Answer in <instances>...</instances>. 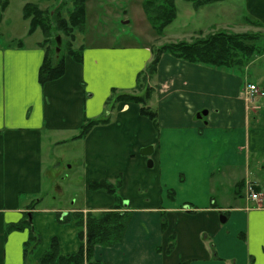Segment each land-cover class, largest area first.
I'll return each instance as SVG.
<instances>
[{
  "label": "crops",
  "instance_id": "1",
  "mask_svg": "<svg viewBox=\"0 0 264 264\" xmlns=\"http://www.w3.org/2000/svg\"><path fill=\"white\" fill-rule=\"evenodd\" d=\"M249 6L264 23V0ZM140 7L144 11L143 2ZM21 42L0 47V264H38L53 239L63 255L77 253L82 241L74 214L113 209V196L89 186L117 177L124 201L119 212L130 219L123 240L97 247L95 261L264 264V206L247 191L253 183L264 193V175L255 170L264 171V129L251 127V116L261 118L263 111L248 106L244 90L233 86L235 76L165 55L150 80L160 130L139 105L120 103L114 122L75 140L86 119H103L114 91L137 89L155 46L82 47V63L66 57L65 75L42 85L45 49ZM219 84L229 87L222 97ZM203 110L207 117L198 119ZM75 141L84 145V205L40 208L51 167L47 148ZM150 146L153 155L143 158L141 149ZM28 217L40 244L26 258L31 231L7 230ZM43 229L50 233L40 234Z\"/></svg>",
  "mask_w": 264,
  "mask_h": 264
},
{
  "label": "rangeland",
  "instance_id": "2",
  "mask_svg": "<svg viewBox=\"0 0 264 264\" xmlns=\"http://www.w3.org/2000/svg\"><path fill=\"white\" fill-rule=\"evenodd\" d=\"M8 1L9 6L1 15L0 47L10 46L13 42L17 43L19 41H23L30 46L41 42L44 39V35L40 29L30 37L27 36L29 21L23 18V8L27 3H33L49 14L57 10L59 1ZM142 2L144 0H87L86 27L83 33L77 34L74 44L75 49L81 47H84V49L93 47L130 49L132 47L144 48L147 45L158 47L181 41L191 42L219 31L231 34L256 33L259 39L255 42V45L263 52L261 55H254L250 62L242 68L213 70L218 73H227L235 76L237 78L235 83H233L235 88L245 92L246 87L254 83L258 86L259 93L264 94V23L250 13L252 11L249 6V0H224L223 2L207 5L199 10H195L185 0H176L177 19L167 27L162 36L156 34L142 7L139 8ZM66 11L67 9L61 11L65 17L67 16ZM56 34L54 33L52 36L54 41L57 38ZM61 37L64 39L62 46L66 50L70 39L64 37V35H61ZM148 86L152 87L150 81ZM228 89V86L219 84V96L225 95L223 92ZM145 91L146 88L143 90L135 89L130 93L140 96L145 95ZM220 92L223 94H220ZM123 93V91L119 90L114 95H111L112 99L106 105V110L101 116L103 119L109 117L112 122L117 119L118 111L116 110L115 100L118 95ZM152 100L153 103L150 102L151 108L158 110L160 104L156 98V93L153 94ZM248 106L250 108L259 106L262 109L259 111H263L261 118L251 116V127L264 129V97L254 98L249 102ZM204 111L206 110L202 112ZM257 120H259L258 123L256 122ZM202 121L204 123L207 122L205 119ZM157 130H160L159 127ZM83 150V143L76 141L59 147L51 146L47 148L48 156L50 155L52 160L50 159L49 174L44 180L43 196H45V200L39 206L40 208L49 207L65 211L84 205L87 188L85 185ZM142 157L147 158L145 156ZM146 167L152 170L149 160H147ZM255 170L263 177L264 171L261 169ZM110 182L114 183L115 180ZM119 196L122 197L120 192ZM77 213L83 214L84 218L87 214L83 212ZM29 219L30 217H28L30 222ZM45 231L46 229H43L39 233L42 235L50 233V231Z\"/></svg>",
  "mask_w": 264,
  "mask_h": 264
},
{
  "label": "trees",
  "instance_id": "3",
  "mask_svg": "<svg viewBox=\"0 0 264 264\" xmlns=\"http://www.w3.org/2000/svg\"><path fill=\"white\" fill-rule=\"evenodd\" d=\"M58 1L57 10L49 14L33 3H27L23 8V18L29 21L28 35H33L39 29L44 35V40L40 43V46L45 49V59L40 70L42 85L56 81L65 75L66 57L72 58L76 63H82L83 61V48L75 49L74 44L77 34L85 31L87 0ZM185 1L190 3L195 10H199L207 5L223 2L224 0ZM8 6V0H0V22L1 15ZM63 9H67L66 17L61 12ZM143 9L147 20L159 36L164 34L167 27L177 19L178 15L176 0H144ZM54 33H57L55 36L64 35V37L70 39L66 50L61 46L60 54L56 52L57 43L52 38ZM258 39L259 36L256 33L231 34L219 31L191 42L181 41L155 46L152 49L153 59L146 70L140 74L137 83V89L143 90L146 88V94L140 96L120 94L116 97V106L120 103L139 105L140 114L150 119L158 128V113L149 105L154 89L148 86V82L157 75L163 56L169 55L185 63L203 65L212 69L242 68L250 62L254 55L263 53L255 45ZM62 41V44H64V39ZM18 45H22V42H17ZM115 92H113V95ZM110 122L109 117L99 120L86 119L79 130V134L74 139H84L96 126L108 125ZM121 187V177H117L114 183L109 180L91 183L89 186L90 191H105L115 198L116 205L108 211L88 212L85 218L83 214L76 213L74 215L75 224L78 228L79 238L82 241L79 251L75 254L63 255L58 240L53 239L38 264H107L95 261L93 255L97 247L112 248L124 238L130 216L127 213L119 212L124 203L119 196ZM25 229L31 231L29 241L25 244V257L28 258L40 244V237L34 231L32 223L27 218L19 224L10 225L7 231L14 232Z\"/></svg>",
  "mask_w": 264,
  "mask_h": 264
},
{
  "label": "built area",
  "instance_id": "4",
  "mask_svg": "<svg viewBox=\"0 0 264 264\" xmlns=\"http://www.w3.org/2000/svg\"><path fill=\"white\" fill-rule=\"evenodd\" d=\"M255 96L264 97V94L259 93L256 85H249L246 91V97L252 99ZM249 198L260 206H264V194L256 192L252 184H248Z\"/></svg>",
  "mask_w": 264,
  "mask_h": 264
},
{
  "label": "water",
  "instance_id": "5",
  "mask_svg": "<svg viewBox=\"0 0 264 264\" xmlns=\"http://www.w3.org/2000/svg\"><path fill=\"white\" fill-rule=\"evenodd\" d=\"M56 43H57V49H56V52L57 54H60L61 52V46H62V37L61 36H58L56 38ZM208 115V112L207 111H204L202 113H199L197 115V118L198 119H202L204 116H207ZM153 152H154V147L153 146H150V147H147V148H144L141 150V155L142 156H145V157H151L153 155ZM149 165L150 167L153 166V162L150 160L149 161ZM221 222L222 223H225L226 222V219L225 218H221Z\"/></svg>",
  "mask_w": 264,
  "mask_h": 264
}]
</instances>
